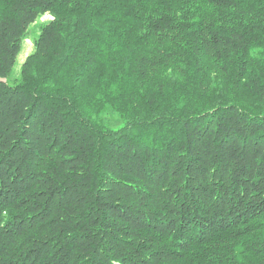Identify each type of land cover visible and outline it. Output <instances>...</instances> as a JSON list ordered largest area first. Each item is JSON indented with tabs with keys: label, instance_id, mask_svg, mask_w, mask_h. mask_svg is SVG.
Here are the masks:
<instances>
[{
	"label": "trees",
	"instance_id": "obj_1",
	"mask_svg": "<svg viewBox=\"0 0 264 264\" xmlns=\"http://www.w3.org/2000/svg\"><path fill=\"white\" fill-rule=\"evenodd\" d=\"M0 264H264V0H0Z\"/></svg>",
	"mask_w": 264,
	"mask_h": 264
},
{
	"label": "rangeland",
	"instance_id": "obj_2",
	"mask_svg": "<svg viewBox=\"0 0 264 264\" xmlns=\"http://www.w3.org/2000/svg\"><path fill=\"white\" fill-rule=\"evenodd\" d=\"M51 19V16L49 15H44L42 16V18H40V21H45ZM37 23H34L33 25H31L29 27V38L26 39L22 45H21V50L19 51V53L17 54L16 57V65H15V72L17 73L19 70L20 65L23 63V61H25L26 57L31 54L32 50H33V39L38 35V27L37 25H35ZM105 119L108 123H110L111 125H117L119 123L118 118L112 114V113H107L105 115Z\"/></svg>",
	"mask_w": 264,
	"mask_h": 264
}]
</instances>
